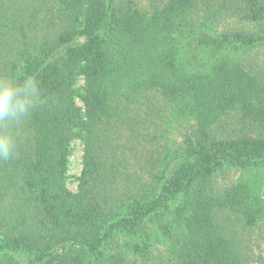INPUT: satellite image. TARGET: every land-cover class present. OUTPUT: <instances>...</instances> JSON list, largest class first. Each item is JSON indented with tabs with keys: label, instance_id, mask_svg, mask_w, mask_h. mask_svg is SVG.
Listing matches in <instances>:
<instances>
[{
	"label": "trees",
	"instance_id": "16d2710c",
	"mask_svg": "<svg viewBox=\"0 0 264 264\" xmlns=\"http://www.w3.org/2000/svg\"><path fill=\"white\" fill-rule=\"evenodd\" d=\"M255 47L264 0H0V77L43 100L0 162V264H264L263 199L229 174L264 165Z\"/></svg>",
	"mask_w": 264,
	"mask_h": 264
},
{
	"label": "clouds",
	"instance_id": "9594fccd",
	"mask_svg": "<svg viewBox=\"0 0 264 264\" xmlns=\"http://www.w3.org/2000/svg\"><path fill=\"white\" fill-rule=\"evenodd\" d=\"M42 102L40 82L34 77L23 81L0 77V162L16 154L17 140L11 130Z\"/></svg>",
	"mask_w": 264,
	"mask_h": 264
},
{
	"label": "rangeland",
	"instance_id": "374dc122",
	"mask_svg": "<svg viewBox=\"0 0 264 264\" xmlns=\"http://www.w3.org/2000/svg\"><path fill=\"white\" fill-rule=\"evenodd\" d=\"M238 55L243 53L241 50H238ZM236 55V53H235ZM242 58L245 62L257 64L264 70V48L263 47H255L247 50L242 54ZM83 84V79L79 78L76 82V87L80 90ZM77 103L82 107V102L77 99ZM176 126L171 127L170 130V140L172 142L173 139H178V141L182 137V129H174ZM82 155H83V146L78 138L73 139L70 142L69 146V155H68V163H67V171H66V185L67 188L75 192L77 189L78 177L81 173L82 169ZM231 177H242L243 179H248L252 182L256 183V191L261 195L264 202V165H251L246 168L232 169L229 171ZM233 175V176H232ZM232 178H227L230 180ZM225 184L229 182H224ZM264 221V219H263ZM264 229V224H263ZM264 245V243H263ZM263 248V247H262ZM259 251V250H257ZM18 257V256H17Z\"/></svg>",
	"mask_w": 264,
	"mask_h": 264
}]
</instances>
